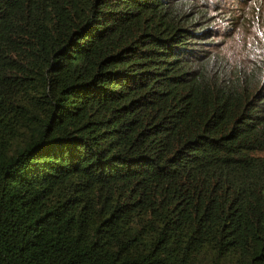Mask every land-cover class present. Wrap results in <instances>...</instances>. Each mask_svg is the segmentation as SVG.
<instances>
[{
  "label": "trees",
  "instance_id": "obj_1",
  "mask_svg": "<svg viewBox=\"0 0 264 264\" xmlns=\"http://www.w3.org/2000/svg\"><path fill=\"white\" fill-rule=\"evenodd\" d=\"M210 7L0 0V264H264V63Z\"/></svg>",
  "mask_w": 264,
  "mask_h": 264
},
{
  "label": "rangeland",
  "instance_id": "obj_2",
  "mask_svg": "<svg viewBox=\"0 0 264 264\" xmlns=\"http://www.w3.org/2000/svg\"><path fill=\"white\" fill-rule=\"evenodd\" d=\"M205 1L211 6L212 11H216V7H218L222 8L223 15L229 14L231 18L234 15L238 16L234 31L230 29L231 21L214 24V28L218 30L220 40L223 42L221 45L223 55L233 63H254L259 58L264 63V0ZM239 7L242 11H239Z\"/></svg>",
  "mask_w": 264,
  "mask_h": 264
}]
</instances>
